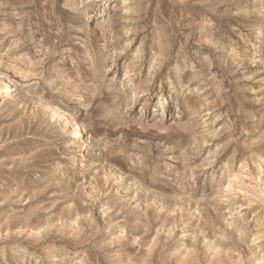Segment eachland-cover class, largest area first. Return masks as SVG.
<instances>
[{"label":"rangeland","instance_id":"374dc122","mask_svg":"<svg viewBox=\"0 0 264 264\" xmlns=\"http://www.w3.org/2000/svg\"><path fill=\"white\" fill-rule=\"evenodd\" d=\"M6 84L0 264H264V0H0Z\"/></svg>","mask_w":264,"mask_h":264},{"label":"bare ground","instance_id":"6f19581e","mask_svg":"<svg viewBox=\"0 0 264 264\" xmlns=\"http://www.w3.org/2000/svg\"><path fill=\"white\" fill-rule=\"evenodd\" d=\"M5 93H7V84L4 86V90L0 91V96H2ZM76 129H77V127H76Z\"/></svg>","mask_w":264,"mask_h":264}]
</instances>
